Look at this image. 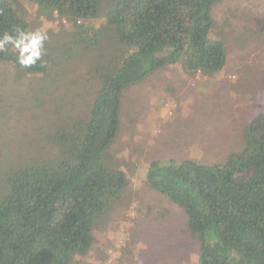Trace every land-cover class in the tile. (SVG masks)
Instances as JSON below:
<instances>
[{"label": "trees", "instance_id": "obj_1", "mask_svg": "<svg viewBox=\"0 0 264 264\" xmlns=\"http://www.w3.org/2000/svg\"><path fill=\"white\" fill-rule=\"evenodd\" d=\"M217 1L0 0V37L28 32L32 10L58 20L34 65L22 66L11 44L0 50V61L10 62L20 79L45 73L50 53L59 67L55 76L90 57L87 81L99 82L90 103L81 105L83 115L57 129L58 156L4 171L0 264H72L89 253L94 226L130 184L107 150L118 129L122 89L171 65L187 75L222 70L224 44L210 35ZM43 89L22 103L38 108L42 95L48 98ZM259 99L243 145L223 160L156 158L146 167L149 185L184 212L198 241L196 264H264V91Z\"/></svg>", "mask_w": 264, "mask_h": 264}, {"label": "rangeland", "instance_id": "obj_2", "mask_svg": "<svg viewBox=\"0 0 264 264\" xmlns=\"http://www.w3.org/2000/svg\"><path fill=\"white\" fill-rule=\"evenodd\" d=\"M211 15L210 35L226 53L222 70L187 75L171 65L122 89L118 129L107 150L130 184L94 226L89 253L72 264H196L198 241L184 212L149 185L146 167L156 158L217 162L239 150L264 91V0H219ZM28 21L30 33L57 29L55 16L32 10ZM47 56L45 73L32 78L20 79L10 62L0 61V181L8 167L58 156L57 129L70 128L98 88V80L87 81L90 57L55 76L59 67ZM38 87L48 98L42 95L38 108L22 103Z\"/></svg>", "mask_w": 264, "mask_h": 264}, {"label": "clouds", "instance_id": "obj_3", "mask_svg": "<svg viewBox=\"0 0 264 264\" xmlns=\"http://www.w3.org/2000/svg\"><path fill=\"white\" fill-rule=\"evenodd\" d=\"M46 36L40 32H19L15 37L5 32L0 37V50L11 44L19 51L18 60L22 66L30 67L40 59L43 41Z\"/></svg>", "mask_w": 264, "mask_h": 264}]
</instances>
